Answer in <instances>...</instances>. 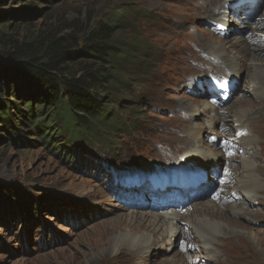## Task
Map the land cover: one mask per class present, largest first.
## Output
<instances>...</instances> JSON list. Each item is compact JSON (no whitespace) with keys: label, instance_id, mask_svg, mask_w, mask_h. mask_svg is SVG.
Instances as JSON below:
<instances>
[{"label":"rangeland","instance_id":"374dc122","mask_svg":"<svg viewBox=\"0 0 264 264\" xmlns=\"http://www.w3.org/2000/svg\"><path fill=\"white\" fill-rule=\"evenodd\" d=\"M37 6L47 14L43 17H40V13L35 14L34 23H49L47 18L51 17L55 24L60 20L68 25L75 24L79 31L88 30L95 21L112 15L119 7L132 8L135 15L139 12L152 17V22L142 14H139V18L137 15L136 18H129L135 30L139 31L141 42L149 49L148 60L155 64L143 82L152 104L140 120L145 129L135 134L133 139L125 137L121 140L122 145L117 152L122 149V156H118L119 160L115 163L117 169L114 168L116 170L111 171V175L95 161H89L84 168L76 166L75 170L72 165L64 164L42 149L40 144L27 147L0 142L1 183L20 189L21 197L27 201L28 197L37 199L47 196L43 192H48L51 195L49 200L54 203L64 199L70 202L66 208L68 210L59 209L61 203L53 204L51 208L41 204L39 212H35L39 217L27 227L23 217L30 218L27 213L20 211L22 215L19 217L16 214L18 211L11 213L6 202L0 200V264H164L163 261L171 260L174 256L179 258L178 264H190L186 255L176 253L178 243L168 245L161 231L158 234L163 239L147 249L146 244L128 236L130 229L136 225L126 223L121 217L134 212L131 206L137 204L136 207H140L142 202L137 197L123 196L126 192L120 190L127 189L118 178H122L126 172L145 169L150 165L155 167L160 163L167 165L181 161L182 157L178 154L196 145L188 132L195 126L203 129L201 148L220 152L219 160L213 159L212 163L220 174L231 169L232 175L239 177V156L253 162L256 169L259 163L254 157L261 155L260 164L264 170V146L260 147L261 130L257 127V122L264 120V100L260 102L249 91H264V81L259 77L257 80L244 69L230 103L212 110L218 115L230 117L240 110L238 98L246 102L247 112L243 114L246 126L243 128L251 135V142L247 145L248 153L244 148L238 149L239 156L232 157L231 167L226 161L231 157H223L225 153L218 145L210 144L208 136L214 134L218 140L234 136L237 125L217 122V131L212 132L206 127L207 121L213 118L209 108L200 102L197 104V107L201 106L199 115L185 111L188 104L198 98L196 91L188 89L194 78L208 73H222L223 64L216 58L221 53H218L215 45L229 48L231 43L228 41L243 38L252 20L243 19L241 25L231 22L232 31L227 38L221 39L207 29L205 17L195 13L197 10L201 13L206 8L207 0H53L50 5ZM10 7L15 9L18 5L11 4ZM261 40L264 42V38ZM214 183V178L210 176L206 185ZM227 191L225 193L228 194ZM10 201L23 209L24 204L17 199ZM237 205L243 208L241 217L227 214L228 220H224L235 222L244 233L229 232L224 227L217 232L208 227V234L215 240L223 241L221 249L216 247L222 259L227 256L239 257L240 262L226 264H264V239L260 246L247 235L259 231L264 235V196L253 198L246 204L240 200ZM179 212L183 213L184 210ZM257 213L262 216L257 217ZM152 231L153 228L147 226L140 232L153 236ZM240 245L247 248V254L241 251ZM197 256L203 258L205 264H214L204 252H198L193 258Z\"/></svg>","mask_w":264,"mask_h":264},{"label":"trees","instance_id":"16d2710c","mask_svg":"<svg viewBox=\"0 0 264 264\" xmlns=\"http://www.w3.org/2000/svg\"><path fill=\"white\" fill-rule=\"evenodd\" d=\"M52 1L0 0V142L40 144L81 167L87 160L77 162L78 154L101 162L96 156L108 151L113 163L122 153L119 137L132 138L150 108L143 88L153 69L149 49L129 19L145 13L119 7L82 31L51 17L34 23L35 14H47L37 5ZM20 192L0 182V198H17L34 215V198ZM49 199L42 197L46 205Z\"/></svg>","mask_w":264,"mask_h":264},{"label":"bare ground","instance_id":"6f19581e","mask_svg":"<svg viewBox=\"0 0 264 264\" xmlns=\"http://www.w3.org/2000/svg\"><path fill=\"white\" fill-rule=\"evenodd\" d=\"M230 1L231 0H207L206 8L201 12V14L205 16L206 22H219L222 13L225 10V5L230 3ZM195 13L199 15L200 11L197 10L195 11ZM253 17L257 18V20H255V23L253 25L248 26L247 28L248 32H250V38L243 37L234 39L230 41L231 44L227 49L223 48L221 45H215L218 53H221V56H218L216 58L218 59V61H220V63L223 64L222 72L228 70L227 72L230 71L236 76L240 77L241 71L247 69L253 76H255L257 80L259 77V80L261 79L262 81H264V42H262L261 40L259 41V39L257 38L258 36L264 37V0L259 2L256 9V14ZM256 54H259L262 58H260ZM246 62H248L249 64H245ZM249 91L260 102L261 100H264V91L260 93H258V89L256 92H254L255 90ZM245 104V100L238 98L237 106L238 108H240V110L239 112H234L230 117L218 115L215 113L213 118L207 121L210 130L214 131L218 125L217 122L222 121H226L227 123L230 122V124L231 122H233L235 124H238V126H241L239 130L243 129V126H246L244 125L245 117L243 115L244 112H247ZM204 105L212 109L211 105L209 106L207 103H204ZM189 106L191 107H186L188 112H190V109H195L194 102H191ZM257 124V127L261 130L259 133L261 139L259 144L262 148L264 146V120H260L259 123L257 122ZM223 127L226 126L223 124ZM188 132L192 135L193 142L196 143V145L193 146V149H191V151H188L186 153V157L191 158V156L194 157L198 155L206 161H211L212 158H214L215 160H219V153L217 151L213 152L201 148L202 130L200 127L196 126ZM247 132L248 130L246 131L245 135L247 134ZM245 135L244 137L239 138V145L241 149L244 148L245 152L248 153L247 145L250 141V134L248 133L246 136ZM186 157L184 156V158ZM254 158L256 162L259 163L258 168L256 166V169L253 167V162L251 163L245 156L238 157V160L240 162V166L238 168L239 177H234L235 184L233 185V187H231L232 184L228 186V194H230L231 191L236 192L237 195L240 196L243 204H246L249 200L256 198L257 196H264V170L263 166L260 164L261 155H255ZM226 161L228 163V166L231 167L230 164L233 163L232 158L227 159ZM10 198L17 199L14 197ZM220 201L221 199H219L218 201H214L206 197H200L195 199L194 201H189L185 208V215H180L178 212H175L173 210L155 213L151 209H135V211L132 213L128 212L127 214L122 215L121 219L126 223H134L136 225V227L130 229V235L128 236L146 244L145 249L149 248L150 245H154L160 242L157 241L161 239L160 234H158L160 231L161 233L165 234L164 237L168 245H173L172 242L174 235H177V237H180V239L182 237L186 238L188 236H193V239L198 240L197 243H201L203 245L202 247L205 251V255L210 262H213L214 264H226L227 262L231 261V258L227 256L222 259L221 256H219V252H217L216 247L218 246V248L221 249L223 247V243L221 240H215L213 237L209 236L207 228L210 227L219 232L222 231L224 227V229L229 232L244 233V230L235 222L225 221L228 220V217L226 216L227 214L241 217V211L243 210V208L241 206H237V203L234 202H225L221 205L219 204ZM260 216L262 215L260 213H257V217ZM190 220L192 222H190ZM181 222L186 223L188 226V229L185 233L183 232V229L179 227V224ZM147 226L153 228V236L148 233L140 232ZM155 232L159 236H156ZM120 233L121 232H119V234ZM247 235L254 241L258 242L260 246H262V239H264L262 231H259L256 234L253 233L252 235H249L247 233ZM200 240L202 242H200ZM241 248L244 252H246L245 254H247V248L245 246H242ZM176 253L180 252L177 251ZM178 259L179 258L174 256L171 260L163 262L164 264H169V262L178 264Z\"/></svg>","mask_w":264,"mask_h":264}]
</instances>
